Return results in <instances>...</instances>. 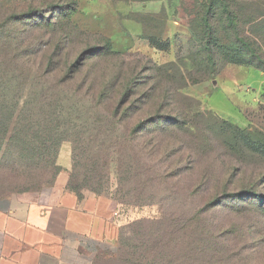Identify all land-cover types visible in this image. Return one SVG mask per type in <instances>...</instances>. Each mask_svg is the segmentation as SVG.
Instances as JSON below:
<instances>
[{
  "label": "rangeland",
  "instance_id": "1",
  "mask_svg": "<svg viewBox=\"0 0 264 264\" xmlns=\"http://www.w3.org/2000/svg\"><path fill=\"white\" fill-rule=\"evenodd\" d=\"M50 1L0 0V25L7 24L0 60L39 62L54 54L72 65L75 72L69 75L77 79L61 95L67 114L59 123L77 144L76 158L71 152L65 169L54 148L34 157L12 139H0V197L38 195L61 178L67 189L70 181L81 184L83 196L110 197L118 215L107 225L92 264H264V151L259 148L264 72L243 64L248 60L243 54L228 63L237 41L226 19L228 7L239 35L264 57V0H77L75 12L57 11L41 24L11 17L17 6L39 8ZM209 6L212 59L204 47L203 14ZM107 83L115 93L110 107L118 104L124 85L133 89L126 106L142 94L146 101L151 96L133 123L160 112L189 126L147 127L140 137L133 135L136 141L121 156L108 144L129 132V121L124 126L120 119L122 127L110 134L97 128L101 115L94 99ZM25 90L22 100L32 107L35 99ZM101 123L107 120L102 117ZM206 202L209 211L197 215ZM178 221H188L187 234L173 233ZM198 223L205 224L213 248L191 263L182 254L193 244ZM166 230L168 258L153 261L151 252L134 256L130 245L141 239L153 244L158 231Z\"/></svg>",
  "mask_w": 264,
  "mask_h": 264
},
{
  "label": "trees",
  "instance_id": "2",
  "mask_svg": "<svg viewBox=\"0 0 264 264\" xmlns=\"http://www.w3.org/2000/svg\"><path fill=\"white\" fill-rule=\"evenodd\" d=\"M51 0L49 4L36 8L35 5H22L17 6L16 9H20L18 13H15L11 17L24 20L27 24L36 23L41 24L43 20L49 21L50 15H54L57 11L61 12L68 16L70 13H73L77 9V0ZM147 1H161V0H144ZM0 10H2L0 8ZM212 7H207L203 14V21L205 26V40L204 47L207 51V57L212 59L214 48L212 43ZM226 19L228 24L232 27L235 40L237 41L236 45L233 47V54L228 60V63L233 62V55L243 54L246 55V61L242 63L249 66H254L264 72V57L257 53L256 49L244 38L239 35L238 29L234 23V17L232 11L227 7L226 8ZM8 19H6L7 21ZM18 21V20H17ZM36 22V23H35ZM136 22L140 23L144 28L143 20H137ZM6 23V22H5ZM0 25V52L2 48L4 49L1 42V35L7 28V24ZM155 48L162 49L160 46L151 44ZM110 46V45H109ZM112 48L110 47V51ZM16 59H18L16 57ZM12 59L9 62L5 60H0V139L8 138L22 145L30 155L34 157L42 156V152L49 153L52 148H54L55 154H59L61 144L64 141H70L73 144L72 148V157L76 158V148L77 144L74 139L68 136V129L60 125V118H64L66 113L65 104L63 102V96H61L68 86L74 84L77 79L76 75L70 76L69 73L74 71L72 65H69L67 61H58L55 59V55L51 54L49 57H46L39 62L36 60H19ZM74 65V64H73ZM75 66V65H74ZM36 69V71H35ZM31 70L34 71L32 74ZM36 72V73H35ZM63 73L66 76L60 75ZM31 74L34 76L32 80ZM60 75V76H59ZM52 78V80H51ZM59 79L54 83L53 81ZM109 83L107 87L104 88L98 94L94 100H98V106L100 110L97 114L100 116V126H97L99 130L104 129V134H110L118 127H122L120 119H125L123 125L125 126L126 121H129L130 130L129 132H123L120 141L115 137L111 139L109 145L110 148L116 149L118 152L122 153V149L127 145H131L135 142L136 138H133V135H140L143 132L147 131V127L150 129L155 128L161 123L172 126H189L188 121H184L178 117H170L160 112H156L151 115L146 120H141L134 122L133 119L136 115L141 114L146 109V105L150 102L148 95V101H146L147 94H142L138 101L135 103L139 104H129L126 106L128 101L133 96V89L128 85H124L123 91H120V99L118 104L114 107L110 104H114L111 101V98L115 99V93L111 94L108 91ZM60 87V89H58ZM121 87V88H122ZM30 90L29 95H32L35 99L34 104L30 107V101L23 102V92ZM54 91V92H53ZM28 95V94H27ZM27 97V96H26ZM141 103V104H140ZM103 113V114H101ZM67 114V113H66ZM107 120L106 124L101 123V119ZM95 118V115L93 116ZM137 121V120H136ZM148 121L150 122L148 124ZM133 123V124H132ZM139 149V143L136 145ZM264 151V143L259 147ZM145 148L142 147L141 151ZM123 153L121 154V156ZM141 155H144L143 152ZM123 166V165H122ZM56 169H62L60 166ZM122 170V167H121ZM162 176V178H161ZM157 177L159 181L163 179V175L160 172ZM161 178V179H160ZM146 185V181L144 182ZM69 190L75 192L80 198L83 197L81 193V184H74L69 182ZM101 190L97 189V192ZM224 200L222 198L217 205L221 204ZM206 206L197 213V215L205 214L210 209V203L206 202ZM135 205H146L150 204L149 202L136 201ZM188 221H178L177 225L173 223V233L182 232L187 234L190 230L189 224H186ZM194 231L193 244H190L184 248L183 256L191 261V263L199 262L197 255H204L209 249L212 250L213 246L210 240L209 233L205 224L198 223ZM168 235V231H158L157 236L153 244H149L146 240L141 239L137 243L130 245V248L134 250V256H144L147 252L153 253L151 260L153 261H163L168 258L170 251L168 249V242L165 240ZM158 259V260H157ZM202 263H207L203 261Z\"/></svg>",
  "mask_w": 264,
  "mask_h": 264
},
{
  "label": "crops",
  "instance_id": "3",
  "mask_svg": "<svg viewBox=\"0 0 264 264\" xmlns=\"http://www.w3.org/2000/svg\"><path fill=\"white\" fill-rule=\"evenodd\" d=\"M71 152V144L61 146L65 169ZM113 215L110 197L80 198L65 178L38 195L0 197V264H92Z\"/></svg>",
  "mask_w": 264,
  "mask_h": 264
}]
</instances>
